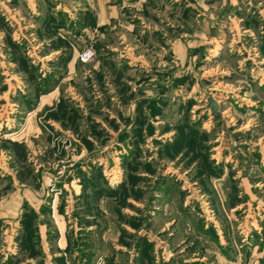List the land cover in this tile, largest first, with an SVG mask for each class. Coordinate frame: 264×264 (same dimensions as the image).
<instances>
[{"label":"rangeland","instance_id":"rangeland-1","mask_svg":"<svg viewBox=\"0 0 264 264\" xmlns=\"http://www.w3.org/2000/svg\"><path fill=\"white\" fill-rule=\"evenodd\" d=\"M0 264H264V0H0Z\"/></svg>","mask_w":264,"mask_h":264},{"label":"built area","instance_id":"built-area-1","mask_svg":"<svg viewBox=\"0 0 264 264\" xmlns=\"http://www.w3.org/2000/svg\"><path fill=\"white\" fill-rule=\"evenodd\" d=\"M94 55V51L91 48H87L79 54V60L82 63H87L94 57Z\"/></svg>","mask_w":264,"mask_h":264},{"label":"water","instance_id":"water-1","mask_svg":"<svg viewBox=\"0 0 264 264\" xmlns=\"http://www.w3.org/2000/svg\"><path fill=\"white\" fill-rule=\"evenodd\" d=\"M210 104H211L212 109L215 110L216 105L213 100H210Z\"/></svg>","mask_w":264,"mask_h":264},{"label":"crops","instance_id":"crops-1","mask_svg":"<svg viewBox=\"0 0 264 264\" xmlns=\"http://www.w3.org/2000/svg\"><path fill=\"white\" fill-rule=\"evenodd\" d=\"M104 11V13L102 12V10L100 11V15H101V18L103 17L104 18V15L106 14V11L105 10H103ZM103 15V16H102ZM101 18H100V20H101ZM55 52H57V51H55ZM48 56V55H47ZM46 57V56H45Z\"/></svg>","mask_w":264,"mask_h":264}]
</instances>
